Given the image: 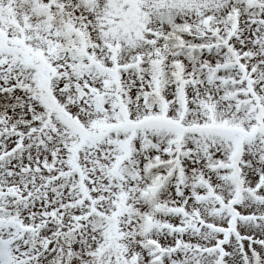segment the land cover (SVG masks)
Here are the masks:
<instances>
[{
    "label": "snow or ice",
    "instance_id": "1",
    "mask_svg": "<svg viewBox=\"0 0 264 264\" xmlns=\"http://www.w3.org/2000/svg\"><path fill=\"white\" fill-rule=\"evenodd\" d=\"M0 264H264V0H0Z\"/></svg>",
    "mask_w": 264,
    "mask_h": 264
}]
</instances>
